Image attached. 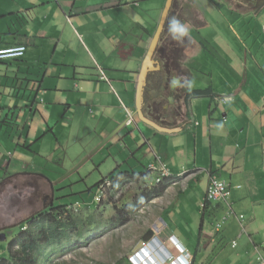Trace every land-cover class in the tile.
<instances>
[{
	"label": "crops",
	"instance_id": "0c3cea01",
	"mask_svg": "<svg viewBox=\"0 0 264 264\" xmlns=\"http://www.w3.org/2000/svg\"><path fill=\"white\" fill-rule=\"evenodd\" d=\"M166 1L0 0L1 183L34 178L61 186L73 177L71 186L77 184L90 175L77 171L92 161L84 158L103 140L95 154L108 142L132 157L150 156L148 166L155 154L172 177L189 172L199 177L189 179L150 229L145 246L163 254L150 253L148 264L177 263L180 257L184 264H264V81L257 79L264 75L244 73L231 85L221 78L209 87L210 101L188 98L191 90L207 89L191 87L196 73L206 75L195 57L206 47L196 39L201 48L192 47L183 61L174 59L176 71L167 75L168 84L176 77L177 86L185 88L183 114L175 117L177 102L163 105L157 117L144 111L147 119L173 133L157 130L136 114L139 72ZM207 22L197 31L213 24ZM222 88L226 91L220 93ZM150 90L147 86L144 93L146 105ZM216 97L230 101L221 104ZM123 106L134 114V123L126 124ZM147 168L128 171L156 177ZM115 170L95 185L111 182ZM209 174L229 185L230 196L221 206L200 204L197 232L189 238L199 249L192 252L185 229L180 235L160 225L178 224L185 199L204 200ZM196 189H202L200 196L193 194ZM87 191L79 187L74 195ZM68 196L73 194L59 200Z\"/></svg>",
	"mask_w": 264,
	"mask_h": 264
},
{
	"label": "rangeland",
	"instance_id": "374dc122",
	"mask_svg": "<svg viewBox=\"0 0 264 264\" xmlns=\"http://www.w3.org/2000/svg\"><path fill=\"white\" fill-rule=\"evenodd\" d=\"M214 1L221 6L220 9L214 8L207 0H175L174 12L169 13L167 25L165 24L168 31L162 47L167 50L168 44H171L170 53L181 61L188 57L192 47L201 48L197 41L202 42L206 47V50L202 49L201 56H195L206 75L194 72L196 78L191 87L208 89L220 84L221 78L231 85L233 82L241 81V76L249 72L263 76L264 0ZM194 5L199 9H196ZM173 19L178 20L188 29V34L176 38L179 39L176 42L170 41L176 35L169 31L170 22ZM207 21L213 24L208 29L197 31L206 25ZM159 22L160 20L158 24ZM228 22H233V27H230ZM166 39L168 43L165 42ZM163 53L164 51L161 50L155 56L160 58ZM172 62L176 64V61L172 60ZM101 75L99 74L100 77ZM257 79L264 81L263 78ZM216 87L215 89H218ZM224 91L226 90L220 89V93ZM206 98L209 101L211 99L207 96ZM103 142L84 158L90 156L92 161L88 160L86 166L77 171L89 172L90 175L77 184L71 186L70 183L75 180L73 177L66 178L64 181L68 183L64 185H52L53 188L50 184L34 178H18L16 182L8 179L0 184V258L8 255V247L11 243L8 241L19 233V227L22 231H26L28 224L25 222L29 220V224L37 230L40 227L37 221L41 220L44 221L45 229L55 227L59 232V237L52 240L46 247L49 253V264H148V256L152 252L147 246L134 253L132 250L142 237L150 232L160 212L169 202L171 203L174 195L184 191L189 179L196 177L197 174L189 172L180 178L171 176L165 179L168 187L164 194L144 206L145 195L160 187V183L155 182L153 174H145L138 180L130 179L129 175L127 178L121 177L118 178L121 185L107 182L100 185L96 192L95 184L113 170L116 169L113 175L119 171L128 172L131 169L144 172L150 163V156L136 154L132 157L112 142H108L102 152L95 154L94 151ZM114 160L118 162L115 163ZM82 163L83 161L80 162ZM2 176L0 171V177ZM226 185L229 187L227 183ZM79 187L91 193L88 191L83 192V195L77 193L82 198L77 194L74 195ZM195 191L196 193H193L195 196L202 194V189ZM70 193L73 194L72 197L68 196L59 200L62 195H70ZM82 199L86 200L82 201ZM204 200L194 202V200L185 199L183 204L186 203V205L182 209L178 224L174 225L171 221V225H167L169 223L166 222L160 225L161 228L165 226L169 229L170 227L180 235L184 234L183 229H185L187 245L192 252L197 249L198 242L195 248V244L189 238L191 231L197 232V226L195 228L194 224L203 211L200 204ZM221 203L226 201H213L209 205L221 206ZM59 206L61 207L58 208ZM39 214H42V217L34 220L35 223L30 221ZM164 219L166 220L165 215H163ZM171 234L168 238H172ZM194 241L196 243V240ZM9 249L13 253L18 247L14 249L9 247ZM183 259L180 257L177 263L172 264H184ZM40 263L48 264V261L40 260Z\"/></svg>",
	"mask_w": 264,
	"mask_h": 264
},
{
	"label": "trees",
	"instance_id": "16d2710c",
	"mask_svg": "<svg viewBox=\"0 0 264 264\" xmlns=\"http://www.w3.org/2000/svg\"><path fill=\"white\" fill-rule=\"evenodd\" d=\"M208 2L211 3L215 8H220L219 4L215 2L214 0H208ZM174 8H175V5L172 6L169 13H173ZM166 28L167 26L165 27V31H166ZM163 40H164V36L162 34L155 53H157L158 50L159 52H161V50H164V47H162ZM165 42H167V39L165 40ZM170 46L172 45L168 44L167 50L165 49V51L167 52V54H169V56L170 55L172 56V54L169 51ZM171 56L167 57V59L170 61L174 59H177V61H180L179 58H175ZM210 93H211V90L209 88L205 90H191L188 92L187 96L188 98L189 97H203V96L210 97L211 96ZM122 175L123 176L129 175L130 179L138 180L139 178L144 176V173L132 172V171L123 172V173L118 172V174L115 176L116 178L114 177L112 173L111 177H114L111 180L112 184H115L117 186L121 185L120 182L118 181V178H121ZM95 186L99 187L98 185H95ZM167 187H168V184L166 181L163 180L162 182H160V187L153 189L151 192L145 195L144 200H143V206L149 203L150 201L161 197L166 191ZM60 207L61 206H59L58 208ZM40 217H42V214L36 215L35 217L31 218L30 221H34ZM37 222L40 224V227L37 230L34 229L33 225L29 224V220L25 222L26 224H28L26 231H22V228L19 227L20 228L19 233H17L15 236H12L11 239L8 241L9 243L11 242L9 244L10 248L14 249L18 247V249L16 250V252L11 253V249H9L8 247V255L6 257L0 258V264H41L40 260L48 261V264H49L50 262L49 253L47 252L46 247L51 243L52 240L59 237L58 236L59 232H58V229H56L55 227H52L50 229H45L44 221L38 220ZM198 249L199 247L197 248V250Z\"/></svg>",
	"mask_w": 264,
	"mask_h": 264
},
{
	"label": "water",
	"instance_id": "95a60500",
	"mask_svg": "<svg viewBox=\"0 0 264 264\" xmlns=\"http://www.w3.org/2000/svg\"><path fill=\"white\" fill-rule=\"evenodd\" d=\"M171 5H172V0H167L166 1V5L165 8L163 10L162 16L160 18V22L158 24L157 30L155 32V34L152 37L150 46L148 48V51L146 53V56L144 58L141 70L139 72V77H138V85H137V94H136V114L138 116V118L149 124L150 126L156 128L157 130H160L161 132H167V133H173L172 129H166V128H162L159 125H157L156 123L152 122L151 120L147 119L145 117V113H144V107H145V100H144V93L146 90V87H152L154 89V86H158V89L156 90V93L158 95H156L157 97L161 95L162 93V89L161 87L164 86L165 83L168 82V78L167 76H164L163 71H161V66L159 64V62L157 60H155L153 57L155 55L158 43L160 42L161 39V35L164 31V27L171 9ZM155 72H160L161 74L159 75V81H155L153 79H148L149 74H153ZM173 83L178 84V78L173 77L172 78ZM151 101L153 100L152 98L150 99ZM151 236V232L146 233L142 239L136 244V246L134 247V250H132V252H136L137 250H139L140 248H143L147 241L149 240V237Z\"/></svg>",
	"mask_w": 264,
	"mask_h": 264
},
{
	"label": "flooded vegetation",
	"instance_id": "af4514ba",
	"mask_svg": "<svg viewBox=\"0 0 264 264\" xmlns=\"http://www.w3.org/2000/svg\"><path fill=\"white\" fill-rule=\"evenodd\" d=\"M235 2V0H234ZM220 6V5H219ZM221 8V6H220ZM220 8H217V9H220ZM166 49V48H165ZM165 49L163 50L164 53L161 54L160 58L157 59V61L159 62L160 66H161V71H163V75L164 76H167V75H170L169 73L170 72H175V68H176V64H173L172 61L168 60L167 57H170L169 54H167V52L165 51ZM161 73L160 72H155L153 74H149V77L148 79H153L155 81H159V75ZM178 84H175L172 83L171 84H168V83H165L164 86L161 87V89L163 90H166V94L165 95H161L160 96H156L158 95L156 92V90L158 89V86H154V89L152 87L149 95L150 97L153 99L151 101V103L149 104H145V107H144V111L146 110L147 114H149V116H153V117H157L158 114H159V109L160 108H163L162 106L163 105H166V104H169V102H177L175 103L176 104V107L175 109H173V111H175V117H179L183 114V111H182V105H184V96H186V92H185V88L182 89L180 88V86H177ZM172 93H171V91ZM155 91V92H154ZM170 91V92H169ZM164 110L165 107H164Z\"/></svg>",
	"mask_w": 264,
	"mask_h": 264
},
{
	"label": "built area",
	"instance_id": "2783aa9c",
	"mask_svg": "<svg viewBox=\"0 0 264 264\" xmlns=\"http://www.w3.org/2000/svg\"><path fill=\"white\" fill-rule=\"evenodd\" d=\"M216 101L221 104H226L230 101L228 97L218 98L216 97ZM126 112V124L130 125L135 122L134 114L123 106ZM147 171L150 173H154L156 175L155 182L158 184L165 179L171 177V174L168 172L166 167L161 163L160 158L154 154V162L150 164L147 168ZM1 184V179H0ZM230 196V189L226 185L225 182L220 180L215 174L209 175V183L207 186L206 197L201 207H206L207 204L213 201L219 200H228Z\"/></svg>",
	"mask_w": 264,
	"mask_h": 264
},
{
	"label": "clouds",
	"instance_id": "9594fccd",
	"mask_svg": "<svg viewBox=\"0 0 264 264\" xmlns=\"http://www.w3.org/2000/svg\"><path fill=\"white\" fill-rule=\"evenodd\" d=\"M169 31L176 34L174 38H179L182 36H186L188 34V29L186 26L182 25L178 20L173 19L170 22ZM153 254H156V257L159 255V253L163 254L162 251L157 247L152 248ZM161 261V263L164 261L163 258L158 257Z\"/></svg>",
	"mask_w": 264,
	"mask_h": 264
}]
</instances>
